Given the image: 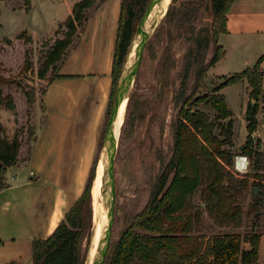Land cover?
I'll return each instance as SVG.
<instances>
[{
    "label": "trees",
    "instance_id": "trees-1",
    "mask_svg": "<svg viewBox=\"0 0 264 264\" xmlns=\"http://www.w3.org/2000/svg\"><path fill=\"white\" fill-rule=\"evenodd\" d=\"M22 1L28 8L30 0ZM149 1L120 2L107 118L130 41ZM233 1L171 0L168 5L163 19L165 32L170 37L175 34L182 36L189 43L183 68L185 73L191 67L194 69V80L190 93L171 121V157L153 183L144 208L124 225L115 240L110 241L104 264H257L260 233L205 235L197 229L202 212L192 202L195 192L201 188L200 196L208 214L218 223L238 225L242 219L239 197L244 190L251 185L258 188V194L264 192V174L261 172L264 169V152L258 149L259 139L252 135L257 129V114L264 99V54L251 66L227 76L210 93L193 99L199 88L204 86L207 70L224 54L218 37L226 32V13ZM96 2L79 0L74 3L63 22V36L55 40L41 59L37 71L39 78L46 76L55 61L61 60V63L64 60L78 27H81V35L90 9L98 4ZM202 10L207 13L204 23H200ZM20 37L31 40L25 30ZM210 45L212 54L206 61ZM173 65L168 49L158 70L162 85ZM29 68L30 61L26 56L23 69ZM240 80H246L248 89L244 115L247 136L239 149L252 161L246 173H238L232 168V112L221 92L224 86ZM10 82L0 69V103L5 102L8 109H13V97L4 96L2 92L3 86ZM26 96L28 103L34 101V94L26 92ZM179 102L180 98L176 97L175 104L179 105ZM199 103L209 106L214 114L194 108ZM20 147L17 134L8 138L0 122V189L6 186L4 177H1L2 164L4 172L7 167L15 165ZM95 164L93 161L82 192L53 231L45 238L32 240V264H85L83 241L89 236L92 224L91 188ZM258 196L255 204L261 200ZM245 243L250 245L249 248L244 247Z\"/></svg>",
    "mask_w": 264,
    "mask_h": 264
},
{
    "label": "rangeland",
    "instance_id": "rangeland-1",
    "mask_svg": "<svg viewBox=\"0 0 264 264\" xmlns=\"http://www.w3.org/2000/svg\"><path fill=\"white\" fill-rule=\"evenodd\" d=\"M76 1L79 0H30L29 7L26 8L22 0H0V69L1 73L11 80L9 84L3 86L2 92L4 96L11 95L15 104L13 109H8L5 102L0 103V122L4 134L8 138L17 134L21 143L18 162L5 170L10 176L8 178L4 176L5 185L9 184V179L13 175L11 172L17 169L18 164L20 169L11 183L22 186L28 180H32L33 183L29 188L44 195L49 192L51 195H57L59 189L65 187L61 188L59 185L61 183H66L68 189L76 190L81 174L87 181L93 161L96 163L95 176L97 163L102 156L107 116L104 117L101 132H96L95 121L81 123L76 105L65 91L76 94L77 89H85L83 87L86 85L85 79L84 81L66 77L56 79L55 75L61 60L55 61L49 67L44 78L37 76L45 52L57 38L63 36L65 30L63 22ZM100 2L101 0H97L96 4ZM118 6L120 7V0H108L104 5L105 11H99L97 18H101L109 10L115 19ZM164 16L165 14L158 19L149 32L142 59L127 94L115 158V207L111 241L115 240L124 225L144 208L153 183L169 161L173 145L171 121L183 99L190 93L194 80V69L191 67L185 73L183 68L184 54L189 43L182 36H175L174 33L175 35L170 37L165 32ZM206 18L207 13L202 10L200 23H204ZM96 26L94 22V28ZM80 29L81 27H78V33L73 37V43L67 51L75 47L81 36ZM24 30L31 36L30 41L20 37V33ZM168 49L174 65L169 71L168 79L162 85L158 70ZM225 52L228 54L227 59H223L216 66L213 65L214 67L211 66L204 78V86L199 88L193 99L210 93L212 88L227 76L241 71L242 68L238 63L233 64V51L225 49ZM243 53L249 56L254 54L252 50L245 49L237 53V56L242 57ZM211 54L210 45L206 61ZM26 56L30 61L28 70L23 69ZM255 59L251 60L249 66L255 63L257 60ZM87 67L85 64V68ZM216 75L218 77H214ZM49 81L51 82L46 87ZM44 90L47 98L42 100ZM26 92L34 94L32 103H28ZM221 92L225 95L227 106L232 112V126L236 140L232 152L235 153L239 150L237 145L240 143L243 145L247 136L244 119L248 101L247 82L240 80L226 85ZM176 97L180 98L179 105L175 104ZM194 108L207 111L210 115L214 114V111L203 103H199ZM258 113L260 122H264V99L261 101ZM31 151L33 153L30 160L26 162ZM250 162L252 166L251 159ZM261 172L264 174V169ZM23 188L22 186L16 191H31L29 188ZM253 188L255 187L249 185L239 197L242 219L238 225L216 222L205 209L200 196L201 188L195 192L192 202L202 212L197 229L205 235L224 233L243 235L251 231L260 233L257 264H264V201H262L264 192L258 194L259 190L256 187L257 193L254 195ZM103 189L104 193L100 201L107 213V187L103 186ZM66 194L68 196V192L65 196ZM91 194V230L83 241L85 264L89 261L90 248L92 253L95 224L93 215L97 197L93 186ZM256 196L261 199L257 204L254 203ZM249 246L248 243L244 244L246 248ZM6 264L17 263L8 260ZM25 264L32 262L30 260V263Z\"/></svg>",
    "mask_w": 264,
    "mask_h": 264
},
{
    "label": "crops",
    "instance_id": "crops-1",
    "mask_svg": "<svg viewBox=\"0 0 264 264\" xmlns=\"http://www.w3.org/2000/svg\"><path fill=\"white\" fill-rule=\"evenodd\" d=\"M107 1H101L90 10L80 39L74 48L68 50L55 76L56 79L59 77L77 78L82 81L85 79L86 85L83 86L85 89H77L76 94L69 93L67 90L65 94L75 103L82 124L97 122L96 132H101L108 107L112 85V61L120 12L118 6L115 19L109 10L101 18H97L96 15L99 11H105L104 5ZM94 22L97 25L95 28ZM218 44L223 47L224 54L214 64L215 66L223 59H227L228 54L225 49L233 51V64L238 63L241 70L250 65L251 60L257 59L263 54L264 0H234L226 13V32L219 35ZM245 49L252 50L254 54L249 56L243 53L242 57H238L237 53H241ZM259 49L260 51H257ZM85 64H87V68H85ZM214 77H218V75ZM45 90L42 100L47 98ZM258 114L257 129L252 135L261 140L264 137V122H260ZM233 141H236L234 131ZM241 145L240 143L237 147ZM32 153L31 151L26 162H29ZM16 168L11 172L13 175L9 179V184L0 189V264H6L8 260L17 264L30 263V260L32 262V240L37 237H46L53 231L82 192L86 183V179L84 180L83 174H81L76 190L68 189L66 183H61L59 184L61 188L65 187L62 190L59 189L57 195H51L50 192L44 195L29 188L33 181L28 180L22 186L23 189L29 188L31 191L18 192L16 190L22 186L11 183V180L15 179L17 175L16 172L20 169V164ZM30 173L32 174V172ZM5 177L10 176L5 173ZM67 192L66 198L65 193Z\"/></svg>",
    "mask_w": 264,
    "mask_h": 264
},
{
    "label": "water",
    "instance_id": "water-1",
    "mask_svg": "<svg viewBox=\"0 0 264 264\" xmlns=\"http://www.w3.org/2000/svg\"><path fill=\"white\" fill-rule=\"evenodd\" d=\"M158 5H159L158 10H161L162 0H150L147 7L144 10L143 15L139 20L136 31L130 41L127 53L124 58L121 74L115 91L113 106L105 127V137H104L103 150L101 156L104 159L101 197L103 196L104 193L103 186L104 187L106 186L107 187L106 200L108 204L107 213H106L107 221L103 229L102 235L100 237L91 264H104L108 246L111 241V230L114 222V207H115V172H114L115 158H116L118 141L122 127L121 125L119 133L116 136L114 130V122L117 118L118 110L120 108L121 103L125 99H127V94L130 85L132 83L133 77L136 74L140 61L142 59L144 46L149 38V32L152 29L153 25L156 24V21L154 23L151 22L149 26L146 27V22L150 19L152 12ZM132 51H133V55H131ZM238 148L240 149L241 146H239ZM4 169L5 166L2 164L1 177L5 176ZM253 192L254 195H256L257 193L256 187L253 188ZM255 217H257V214H255Z\"/></svg>",
    "mask_w": 264,
    "mask_h": 264
},
{
    "label": "bare ground",
    "instance_id": "bare-ground-1",
    "mask_svg": "<svg viewBox=\"0 0 264 264\" xmlns=\"http://www.w3.org/2000/svg\"><path fill=\"white\" fill-rule=\"evenodd\" d=\"M170 0H162V9L158 10V6H156V8L154 9V11L152 12L150 19L146 22V27L149 26V24L151 22H157L159 18H161L164 14V12L166 11L168 4H169ZM131 55H133V51L131 53ZM125 105H126V99L121 103L120 108L118 110V114H117V118L114 122V130H115V134L116 136L119 133L120 127L123 123L124 120V113H125ZM103 169H104V159L103 157H101L97 163V167H96V173H95V177L94 180L92 182V186L94 189V194L96 195V210L94 212L93 215V220H94V228H93V240H92V253H91V248L89 251V261L87 264H91L93 257L95 255L96 252V248L98 246L100 237L102 235L103 229L106 225V210L102 208L101 206V186H102V176H103ZM92 197V194H91ZM99 216V218H98Z\"/></svg>",
    "mask_w": 264,
    "mask_h": 264
},
{
    "label": "built area",
    "instance_id": "built-area-1",
    "mask_svg": "<svg viewBox=\"0 0 264 264\" xmlns=\"http://www.w3.org/2000/svg\"><path fill=\"white\" fill-rule=\"evenodd\" d=\"M258 149L264 152V137L259 140ZM232 168L238 173H246L250 170V158L248 154L238 150L232 159Z\"/></svg>",
    "mask_w": 264,
    "mask_h": 264
}]
</instances>
